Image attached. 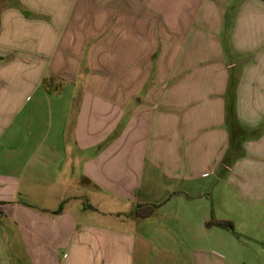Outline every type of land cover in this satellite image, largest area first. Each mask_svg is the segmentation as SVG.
<instances>
[{
  "label": "crops",
  "instance_id": "0c3cea01",
  "mask_svg": "<svg viewBox=\"0 0 264 264\" xmlns=\"http://www.w3.org/2000/svg\"><path fill=\"white\" fill-rule=\"evenodd\" d=\"M16 260L264 264V0H0Z\"/></svg>",
  "mask_w": 264,
  "mask_h": 264
},
{
  "label": "trees",
  "instance_id": "16d2710c",
  "mask_svg": "<svg viewBox=\"0 0 264 264\" xmlns=\"http://www.w3.org/2000/svg\"><path fill=\"white\" fill-rule=\"evenodd\" d=\"M56 79L53 76H46L42 79V86L50 91L59 90L51 86V83ZM160 203H138L131 211V214L138 217H148L153 215L156 212L157 207ZM207 225L215 224L223 227L233 229V223L229 220L217 219L214 216H211L210 219L206 222Z\"/></svg>",
  "mask_w": 264,
  "mask_h": 264
},
{
  "label": "rangeland",
  "instance_id": "374dc122",
  "mask_svg": "<svg viewBox=\"0 0 264 264\" xmlns=\"http://www.w3.org/2000/svg\"><path fill=\"white\" fill-rule=\"evenodd\" d=\"M162 218H158V220L160 221ZM152 221H157V219L154 218V220ZM21 247L17 246V242L16 240H13L10 242V247H9V251L8 254L11 255H15V258H18L20 255H22V252L20 251ZM19 259V258H18ZM8 264H30L29 262H23L22 260L20 261H14V262H10Z\"/></svg>",
  "mask_w": 264,
  "mask_h": 264
}]
</instances>
